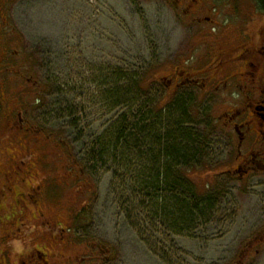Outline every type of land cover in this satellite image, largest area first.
<instances>
[{"label":"rangeland","instance_id":"obj_1","mask_svg":"<svg viewBox=\"0 0 264 264\" xmlns=\"http://www.w3.org/2000/svg\"><path fill=\"white\" fill-rule=\"evenodd\" d=\"M188 1L10 8L4 48L19 57L1 72V189L23 171L3 197L1 252L37 247L66 261L96 244L109 256L102 264H264V174H231L232 124L264 90V71L255 86L240 74L244 50L264 61V14L255 0ZM175 70L197 82L168 86ZM205 82L213 86H197ZM145 126L175 143L150 142ZM173 146L193 163L167 161ZM172 185L187 204L209 197L202 213L171 216Z\"/></svg>","mask_w":264,"mask_h":264},{"label":"flooded vegetation","instance_id":"obj_2","mask_svg":"<svg viewBox=\"0 0 264 264\" xmlns=\"http://www.w3.org/2000/svg\"><path fill=\"white\" fill-rule=\"evenodd\" d=\"M19 0H0V142H1V72L6 69H12L15 66V60L18 59V52L12 53L4 48V40L5 34L7 32L8 18L10 8L15 5ZM197 0H194L192 4H188L189 6L198 5ZM10 33H7L6 38ZM6 47V46H5ZM258 48L254 50H244L247 54L242 55L245 57L243 60V64L245 66V71L240 73L243 77V81L251 86H255L258 83V80L262 77V71H264V61L259 59V54L257 52ZM2 54H6L7 56L1 57ZM249 53V55H248ZM9 54V55H8ZM11 55V56H10ZM12 58V60H11ZM30 61L31 56H30ZM19 63V62H18ZM17 63V64H18ZM30 64V62H28ZM14 69V68H13ZM20 73V69H18ZM177 72V74H176ZM15 72L13 76L20 77L19 74ZM24 82L29 86H41L38 81H34L31 78H25ZM197 81L190 77L186 72L181 70H175L173 78L168 81V86H173L174 89L181 86H193ZM197 86H213L211 82H205L202 84H198ZM202 87V89H203ZM257 98L254 100H250V114L246 113V118L243 122L239 124H235L234 122V130L236 132L237 144H238V156L237 161L240 163L236 170L232 171L231 174L235 175V177H239L240 179H246L250 175L255 174H264V90L257 92ZM241 118V117H240ZM22 119V118H21ZM14 122L12 123V125ZM25 128L22 126V129ZM1 144V143H0ZM244 148H247L248 151L244 156L242 155ZM1 150V145H0ZM242 150V151H241ZM1 155V153H0ZM241 155L243 157H241ZM241 165H243L244 169L241 170ZM1 167V166H0ZM23 170L20 167L13 169L8 175H5V185L1 189L0 185V232H1V210H3V197L7 192H13L12 183L15 177H18ZM0 184H1V169H0ZM28 196L31 200L37 205L38 201V193L34 190H30ZM28 197V198H29ZM105 249V248H104ZM108 255L105 251L101 250L99 246L96 244H91L90 248H88V253L83 258L72 259L67 258L66 261L59 260H50L47 253L44 252L41 248H32V250H28L25 253H12L10 250H4L1 252V234H0V264H102L106 262L108 259ZM100 261V262H97Z\"/></svg>","mask_w":264,"mask_h":264},{"label":"trees","instance_id":"obj_3","mask_svg":"<svg viewBox=\"0 0 264 264\" xmlns=\"http://www.w3.org/2000/svg\"><path fill=\"white\" fill-rule=\"evenodd\" d=\"M258 8L260 9V11L264 14V0H255ZM141 130V129H140ZM126 131H129L128 129H126ZM153 130L152 128L149 129L147 126L143 127V129L140 131V134L143 135L146 139H151V141H154V143H156V145H164L166 143H168L169 141H172L173 143L174 142V139L170 140L167 138L168 142L166 141V143H164V138L163 140H161L160 138H157L155 137L153 134ZM189 139H186L184 136H181L179 137V140H182V141H186V142H189L190 143V137L188 136ZM185 139V140H184ZM198 140V139H197ZM164 143V144H163ZM194 144H196V141L194 142ZM189 151L190 150H186L185 148L181 147V146H173L172 148H168L166 150V160L167 161H171V162H175V161H180L182 164L188 166V165H191L193 163V157L189 158L188 159V154H189ZM167 170V169H166ZM167 173V171H166ZM184 177V175H183ZM172 177L170 175H166L165 176V181L168 182L169 184H171L172 182ZM186 181V180H185ZM176 182H178L176 180ZM168 185V184H167ZM169 191L171 193V195L173 196V198L171 199L175 204H174V208H172V211H173V214H171V216H173L174 218L176 219H180V220H191V218H193L194 214H198V213H202V207H203V204H206L207 201L206 200H209L210 198L207 197L206 199H200L202 201H200V203H196V206L195 205H192L191 201H189V204H187V200L185 201H178L177 199V189L178 187L176 188L173 187V185L171 187H169ZM186 199H189V196H185Z\"/></svg>","mask_w":264,"mask_h":264}]
</instances>
